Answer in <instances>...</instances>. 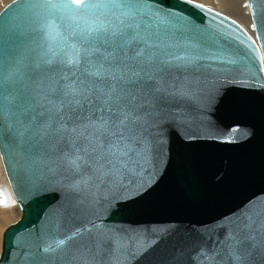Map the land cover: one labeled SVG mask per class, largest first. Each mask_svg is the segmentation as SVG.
<instances>
[{
    "label": "water",
    "instance_id": "water-1",
    "mask_svg": "<svg viewBox=\"0 0 264 264\" xmlns=\"http://www.w3.org/2000/svg\"><path fill=\"white\" fill-rule=\"evenodd\" d=\"M246 1L248 26L194 0H145L191 59L159 70L152 151L132 172L70 166L50 141L21 135L5 102L0 158L21 217L0 264H264V0ZM35 10L13 0L0 11L6 89L21 86L42 42Z\"/></svg>",
    "mask_w": 264,
    "mask_h": 264
},
{
    "label": "snow or ice",
    "instance_id": "snow-or-ice-1",
    "mask_svg": "<svg viewBox=\"0 0 264 264\" xmlns=\"http://www.w3.org/2000/svg\"><path fill=\"white\" fill-rule=\"evenodd\" d=\"M34 24L42 42L20 87L6 89L0 74V112L7 102L21 135L50 141L70 166L107 177L141 166L153 147L146 116L159 70L191 59L166 22L145 0H36ZM122 243L108 241L113 250Z\"/></svg>",
    "mask_w": 264,
    "mask_h": 264
},
{
    "label": "rangeland",
    "instance_id": "rangeland-1",
    "mask_svg": "<svg viewBox=\"0 0 264 264\" xmlns=\"http://www.w3.org/2000/svg\"><path fill=\"white\" fill-rule=\"evenodd\" d=\"M9 1L10 0H3L2 2H0V11L4 7H6L10 2H12L13 0H11L10 2ZM194 1L200 2V3L205 4V5H208V6L214 8L216 10H219V11H221V12L227 14V15H230V16L234 17L235 19L239 20L241 23H244L240 19L239 15L230 13V12H236V10H233V9L230 10L228 7H220V6H218V8H217V7H214L211 3L206 4L205 2L200 1V0H194ZM6 2H8V3H6ZM244 24H248V23H244ZM7 184H8V181H7L6 175L4 173V169L2 167V162H1V158H0V186L4 187V185H5V186L9 187V184L8 185ZM12 200H13V198H12ZM7 207H9V208H7ZM7 207L4 208V209L0 208V221H2L4 218H6L5 222L0 224V255H1V252H2V242H3V235L5 233V230L9 226H11L12 224L16 223L21 217V211H20L19 207L16 205L15 202L12 205L7 206ZM3 213H5V214H3Z\"/></svg>",
    "mask_w": 264,
    "mask_h": 264
},
{
    "label": "bare ground",
    "instance_id": "bare-ground-1",
    "mask_svg": "<svg viewBox=\"0 0 264 264\" xmlns=\"http://www.w3.org/2000/svg\"><path fill=\"white\" fill-rule=\"evenodd\" d=\"M3 0H0V2H2ZM11 1V0H10ZM9 1V2H10ZM200 1H203L205 2L206 4H209L211 3L214 7H217L220 6V7H228L230 10L233 9V10H236V12H230L232 14H236V15H239L240 19L244 22V23H248L250 24L251 23V19H250V13H249V8L247 6V1L246 0H200ZM213 1V2H212ZM8 3V2H6ZM237 5V6H236ZM239 8V9H238ZM227 15V14H226ZM230 16V15H229ZM248 24H245L248 26ZM3 167V166H2ZM5 173V172H4ZM8 181V180H7ZM9 184V183H8ZM7 184V185H8ZM0 189H2L6 194L7 196L9 197V202L7 205H3V204H0V208L1 209H4L6 208L7 206H10L12 205L15 200L13 198V195H12V192H11V189H10V186H5L4 187H1L0 186ZM13 200H12V198ZM16 203V202H15ZM9 208V207H7ZM5 214V213H3ZM7 215V214H6ZM6 218H4L2 221H0V224L5 222Z\"/></svg>",
    "mask_w": 264,
    "mask_h": 264
}]
</instances>
